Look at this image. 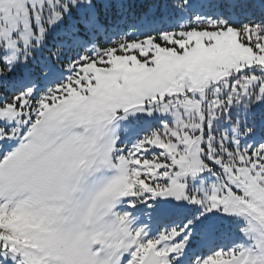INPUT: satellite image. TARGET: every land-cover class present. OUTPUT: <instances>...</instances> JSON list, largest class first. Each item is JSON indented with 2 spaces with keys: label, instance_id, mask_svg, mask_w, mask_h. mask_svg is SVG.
<instances>
[{
  "label": "snow or ice",
  "instance_id": "snow-or-ice-1",
  "mask_svg": "<svg viewBox=\"0 0 264 264\" xmlns=\"http://www.w3.org/2000/svg\"><path fill=\"white\" fill-rule=\"evenodd\" d=\"M0 264H264V0H0Z\"/></svg>",
  "mask_w": 264,
  "mask_h": 264
}]
</instances>
